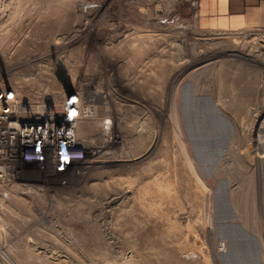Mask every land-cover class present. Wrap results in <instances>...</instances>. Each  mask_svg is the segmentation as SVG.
Listing matches in <instances>:
<instances>
[{
	"label": "rangeland",
	"instance_id": "374dc122",
	"mask_svg": "<svg viewBox=\"0 0 264 264\" xmlns=\"http://www.w3.org/2000/svg\"><path fill=\"white\" fill-rule=\"evenodd\" d=\"M0 88L88 107L0 189V264H264V0H0Z\"/></svg>",
	"mask_w": 264,
	"mask_h": 264
},
{
	"label": "built area",
	"instance_id": "2783aa9c",
	"mask_svg": "<svg viewBox=\"0 0 264 264\" xmlns=\"http://www.w3.org/2000/svg\"><path fill=\"white\" fill-rule=\"evenodd\" d=\"M78 95L71 93L56 107H36L20 103L16 93L0 88V189L19 182L20 166L42 160L55 167L84 156L76 129L77 118L85 113ZM16 188L25 187L17 183Z\"/></svg>",
	"mask_w": 264,
	"mask_h": 264
},
{
	"label": "crops",
	"instance_id": "0c3cea01",
	"mask_svg": "<svg viewBox=\"0 0 264 264\" xmlns=\"http://www.w3.org/2000/svg\"><path fill=\"white\" fill-rule=\"evenodd\" d=\"M247 17V16H246ZM249 18V20L250 19H252L253 20V18L252 17H250V16H248L247 17V19ZM245 21V19L244 18H242V19H240V17L238 18V17H236V18H234L232 21H231V23H240V22H244ZM251 21V20H250ZM254 21V20H253Z\"/></svg>",
	"mask_w": 264,
	"mask_h": 264
},
{
	"label": "bare ground",
	"instance_id": "6f19581e",
	"mask_svg": "<svg viewBox=\"0 0 264 264\" xmlns=\"http://www.w3.org/2000/svg\"><path fill=\"white\" fill-rule=\"evenodd\" d=\"M106 126H108V125H105V128H107ZM104 130H107V129H104Z\"/></svg>",
	"mask_w": 264,
	"mask_h": 264
}]
</instances>
